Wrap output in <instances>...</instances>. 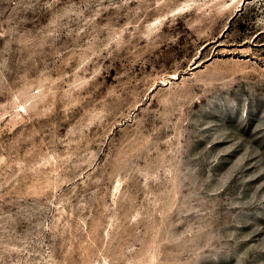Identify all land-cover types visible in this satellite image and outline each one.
<instances>
[{
	"label": "rangeland",
	"instance_id": "374dc122",
	"mask_svg": "<svg viewBox=\"0 0 264 264\" xmlns=\"http://www.w3.org/2000/svg\"><path fill=\"white\" fill-rule=\"evenodd\" d=\"M0 264H264V0H0Z\"/></svg>",
	"mask_w": 264,
	"mask_h": 264
},
{
	"label": "trees",
	"instance_id": "16d2710c",
	"mask_svg": "<svg viewBox=\"0 0 264 264\" xmlns=\"http://www.w3.org/2000/svg\"><path fill=\"white\" fill-rule=\"evenodd\" d=\"M237 15H238V14H237ZM237 15H236V16H237Z\"/></svg>",
	"mask_w": 264,
	"mask_h": 264
}]
</instances>
